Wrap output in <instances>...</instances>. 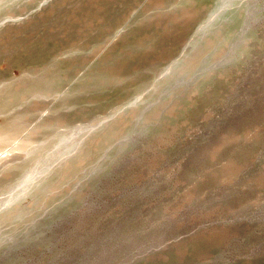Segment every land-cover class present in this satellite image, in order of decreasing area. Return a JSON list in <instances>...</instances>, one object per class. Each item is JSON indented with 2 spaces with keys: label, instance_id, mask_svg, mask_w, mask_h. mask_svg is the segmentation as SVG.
<instances>
[{
  "label": "rangeland",
  "instance_id": "rangeland-1",
  "mask_svg": "<svg viewBox=\"0 0 264 264\" xmlns=\"http://www.w3.org/2000/svg\"><path fill=\"white\" fill-rule=\"evenodd\" d=\"M0 264H264V0H0Z\"/></svg>",
  "mask_w": 264,
  "mask_h": 264
}]
</instances>
